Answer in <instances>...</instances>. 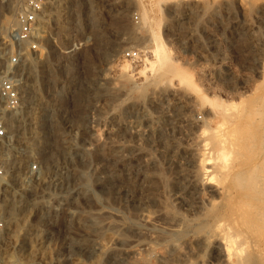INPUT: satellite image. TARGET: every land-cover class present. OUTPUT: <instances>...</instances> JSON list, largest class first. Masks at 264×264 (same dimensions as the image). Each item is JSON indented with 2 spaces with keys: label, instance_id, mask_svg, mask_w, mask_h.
I'll return each instance as SVG.
<instances>
[{
  "label": "rangeland",
  "instance_id": "374dc122",
  "mask_svg": "<svg viewBox=\"0 0 264 264\" xmlns=\"http://www.w3.org/2000/svg\"><path fill=\"white\" fill-rule=\"evenodd\" d=\"M45 1L0 264H264V231L232 210L264 211V0ZM233 128L246 149L218 144Z\"/></svg>",
  "mask_w": 264,
  "mask_h": 264
},
{
  "label": "built area",
  "instance_id": "2783aa9c",
  "mask_svg": "<svg viewBox=\"0 0 264 264\" xmlns=\"http://www.w3.org/2000/svg\"><path fill=\"white\" fill-rule=\"evenodd\" d=\"M49 6L45 0H4L0 6V182H5L9 170L7 157L14 149L13 121L25 108L27 93L22 76L28 60L42 53ZM12 20L3 27L1 22ZM131 61H140L141 53L126 54ZM41 161H32L23 170V178L40 176Z\"/></svg>",
  "mask_w": 264,
  "mask_h": 264
},
{
  "label": "bare ground",
  "instance_id": "6f19581e",
  "mask_svg": "<svg viewBox=\"0 0 264 264\" xmlns=\"http://www.w3.org/2000/svg\"><path fill=\"white\" fill-rule=\"evenodd\" d=\"M5 22L7 23V25H9L8 23H10V20L5 19ZM235 128H233V131L231 129H228V130H231V131H227V133H224V134L223 133L217 134V137H215V138L217 139L219 137L218 138L219 139L218 140V144L220 143V145H226L228 147V149L233 150V151L234 150L235 151H238L239 149H242V148L243 149H246V147H247L246 145L247 144H244L243 142L240 143V140L243 138L242 136L245 135L244 133L246 131L243 132V134L241 135V131L240 132L235 131L237 129V128L236 129ZM248 133L246 135L247 137H248ZM239 136L242 137V138L240 139ZM244 138H245V136H244ZM244 141H247L246 138H245ZM202 151L203 152H207L208 151L206 144H203L202 145ZM224 159L225 158L223 157V160ZM224 166H225V164L222 167H224ZM40 173H41V169H40ZM247 201L248 202L247 203H244V204L243 203L236 204L233 207L232 210H233L234 215L236 216V220L238 221V219H239V222H241L242 219H243V217L247 215V218H245L246 220L245 219L244 220L245 221L248 220V224L250 225V227H248V229L252 228V230L251 229L249 230L250 231L249 234L255 235L256 232L258 233V232L264 231V229H263V227H264V211H258V210H256V209L253 208V205H255V203L258 202L257 196H249V200L247 199ZM147 220H149V218ZM224 241L226 242V239H224ZM229 243L230 242L227 239V244H228L227 246H229ZM228 248H230V247H228ZM228 248H226L227 251L229 250ZM23 261H22V263H23ZM15 262H17V261H15Z\"/></svg>",
  "mask_w": 264,
  "mask_h": 264
}]
</instances>
